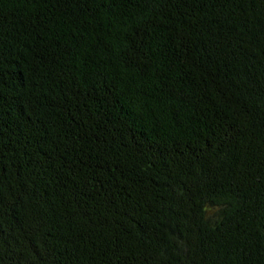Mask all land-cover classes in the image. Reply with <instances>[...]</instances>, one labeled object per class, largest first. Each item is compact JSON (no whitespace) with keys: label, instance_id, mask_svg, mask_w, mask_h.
I'll return each instance as SVG.
<instances>
[{"label":"trees","instance_id":"16d2710c","mask_svg":"<svg viewBox=\"0 0 264 264\" xmlns=\"http://www.w3.org/2000/svg\"><path fill=\"white\" fill-rule=\"evenodd\" d=\"M0 264H264V0H0Z\"/></svg>","mask_w":264,"mask_h":264}]
</instances>
